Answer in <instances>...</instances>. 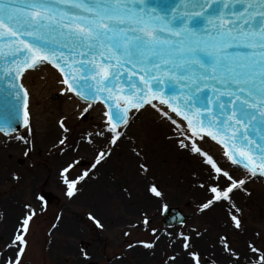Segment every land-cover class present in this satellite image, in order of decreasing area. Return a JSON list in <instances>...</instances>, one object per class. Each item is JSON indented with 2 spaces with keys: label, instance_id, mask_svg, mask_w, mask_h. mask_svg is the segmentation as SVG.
I'll list each match as a JSON object with an SVG mask.
<instances>
[{
  "label": "snow or ice",
  "instance_id": "1",
  "mask_svg": "<svg viewBox=\"0 0 264 264\" xmlns=\"http://www.w3.org/2000/svg\"><path fill=\"white\" fill-rule=\"evenodd\" d=\"M71 3L74 8L81 10L83 15L70 17L67 22L63 19L67 14L57 11L56 0H32L23 9H10L7 4H0V13H3L0 15V39L7 41L6 46L12 56L6 70L8 75L14 79H27L26 72L46 62L55 63L61 71H64L61 63L70 67L63 54H58L56 49L51 47V33L55 31L57 36L65 38V47L71 45L69 51H75L80 57H92L87 63L80 61L78 70L84 73L80 77L83 83L71 72L62 81L67 85L69 93H74L83 101L81 116L86 118L92 108L90 98L95 100L97 95L102 96L105 102L116 104L114 110L110 109L104 113L107 120L94 132L86 134V137L90 138L86 139V142L93 144L96 138H107L109 145L118 146L117 142L122 143L121 138L126 135L122 125L128 123L127 109L120 111L121 97L114 95L112 91L116 87L118 74L110 72L109 69L119 67L123 63L130 65L129 71L135 75L137 66H140L139 72L143 75H140L139 79L144 83L138 90L139 103H133L134 98L130 96L123 97L124 101L139 109L143 106V93L147 89L152 99H158L161 105H167L173 113L188 122L187 126L181 128L167 111L162 113V118L177 126L183 137H174L178 147L206 158L203 163L208 166L207 181L198 185L205 193V200L199 205V210L204 212L223 207L232 227L242 232V210L233 199L235 191L247 192L249 174L252 178L258 174L264 176V148L251 141L246 132L248 127H254L253 122L257 118L264 119V0H256L255 3L251 0H236V4L243 5L240 11L233 6V0H226V3L217 9L214 31L210 34L204 32L203 35L195 34L197 30L188 27V23L193 19L191 14L184 17L187 23L174 27L175 17L169 20L166 17H148L147 13L142 16L139 12H134V0L132 4H129V0H114V3H106L104 0H71ZM219 3L220 0H203L194 7L204 10ZM221 13L230 14L234 20L228 15L221 16ZM255 17L261 18L260 26L245 30L250 23H255ZM25 37L30 38L32 42ZM241 44L251 49V57L238 59L229 51L233 46ZM201 52L206 55H198ZM93 54L102 57L99 63L95 62ZM158 73L160 75H157ZM89 74L91 81L95 82L94 85L89 83ZM160 76L180 85V95L165 99L157 92H152V84L145 77H150L151 81L159 86L162 82ZM109 84L111 88L108 87ZM13 87L17 86L13 84ZM209 87L212 89V95L206 97L207 106L196 107L197 101L194 97ZM18 88L23 89V97H28L29 91L24 83H20ZM134 89L136 85L129 82V91ZM16 95L19 98L18 92ZM223 97L231 99L226 104L222 100ZM148 103H151V100H148ZM229 104L231 107H228ZM23 118L24 125L31 135L27 103L24 104ZM60 123L64 131H69L63 120ZM0 132H4V129L0 128ZM205 136L218 139L224 144L228 149L225 154L231 163L245 175L235 176L205 152L199 143ZM12 138L30 146V140L26 136L14 135ZM66 138H61L59 143L63 145ZM253 145L255 152L259 154L258 158L253 155ZM24 155L27 156L28 151H25ZM110 155V148L98 150L96 163L101 164L100 157L106 160ZM72 166L69 165L68 168ZM68 168L64 171L67 172ZM140 169L146 171V165L141 164ZM87 175V172L83 173L78 180ZM13 178L19 179L15 175ZM64 182L69 183L67 179ZM76 183L77 181H72L69 184V197L75 195ZM150 191L158 197L162 195L155 185H152ZM25 207L28 210L26 215L20 221L12 240L5 246L6 249L12 250L15 256H6L0 251L3 264H22L21 257L26 255L25 249L29 243L26 236L30 232L28 224L37 213L30 205ZM96 223L99 225L100 222L97 220ZM142 223L151 226L147 218ZM152 232L155 241H159L160 237L155 236L157 230L152 229ZM167 235L171 236L170 233ZM200 235L202 234L197 231V236ZM255 237L264 240V234L260 232H256ZM177 239L182 240V248L192 259V264H216L215 260L192 250L191 237L180 233ZM155 241L141 243L152 249ZM217 243L233 264H264V248L258 247L255 241L247 242V252L243 254L232 247L231 239L227 235L218 236ZM129 247L133 245L130 244ZM169 259L175 261L176 257Z\"/></svg>",
  "mask_w": 264,
  "mask_h": 264
},
{
  "label": "rangeland",
  "instance_id": "2",
  "mask_svg": "<svg viewBox=\"0 0 264 264\" xmlns=\"http://www.w3.org/2000/svg\"><path fill=\"white\" fill-rule=\"evenodd\" d=\"M62 81L61 77L59 85L64 88L57 91L56 85L46 83L40 91H33L26 80L25 86L32 95L29 106L31 135L26 127L11 135L0 132V251L6 256H15L5 246L26 215V205H30L37 215L28 224L30 232L26 239L29 243L26 255L21 257L22 264H177L179 257L184 258L183 264H192V259L182 248V240L177 239L180 233L191 237L192 250L215 260L216 264H233L217 243L220 235L229 236L232 247L241 254L247 252L249 241L264 248V240L255 237L256 232L264 234L263 179L252 178L249 174L247 192L235 191L233 199L242 210L243 223V231H237L223 207L199 210L205 196L195 198L194 190L200 189L196 171L193 167L188 169L189 161L184 157L191 153L178 147L174 137H183L177 126L162 118L163 111L158 105L133 111L129 123L122 127L126 135L118 146L109 145L107 138L104 142L96 138L95 143L89 144L86 139L90 138L86 134L94 132L106 121L98 109L105 107L92 105L86 118L81 116L78 105L69 112L64 104L71 99L66 95L69 92ZM36 93L49 94L44 97ZM152 117H160L168 124L165 129L157 127L164 131L162 136L152 125ZM174 118L181 128L186 126ZM62 120L69 131L62 128ZM48 124L63 132L58 137H67L65 143L79 134L81 138L85 136L84 149L60 161L56 150L41 142L40 135H46L44 129ZM14 135L26 136L30 146L13 139ZM199 143L220 166L237 177L245 175L237 170L217 143L206 137ZM108 148L111 155L106 160L100 157L102 163L97 164L98 150ZM25 151H28L27 156ZM194 156L200 159L201 165L204 164L205 157ZM141 164L146 165V171H141ZM69 165L73 166L68 168ZM65 168H68L67 172ZM98 169L106 173L103 175L105 185L98 178L101 177ZM85 172L88 175L78 180ZM14 175L19 179H14ZM72 181H77L75 195L69 197L67 192L71 190L69 184ZM152 185L162 193L161 196L150 191ZM78 193L83 199H74ZM38 197L43 199L38 200ZM164 206L179 208L190 217L184 224L165 226ZM145 218L150 221V227L142 223ZM66 224L72 232L67 231ZM152 229L157 230L155 236L160 237L159 241H155ZM197 231L202 235L197 236ZM154 241L152 249L141 243ZM130 244L133 247L130 248ZM137 250H145L153 257L142 263ZM172 256L176 257L175 261L169 259ZM0 264H3L2 258Z\"/></svg>",
  "mask_w": 264,
  "mask_h": 264
},
{
  "label": "water",
  "instance_id": "3",
  "mask_svg": "<svg viewBox=\"0 0 264 264\" xmlns=\"http://www.w3.org/2000/svg\"><path fill=\"white\" fill-rule=\"evenodd\" d=\"M31 2L32 0H0V4H7L10 9H23L26 7V5L30 4ZM104 2L114 3V0H104ZM201 2H203V0H143V3H141V0H134L135 7L133 10L134 12H139V14L142 16L147 13L148 17L155 15L156 17H166L169 20H172V18L175 17L176 19L173 22L174 27H181L183 23H187V21L184 20V17L191 14L193 16V19L190 23H188V27L197 30L195 34L198 35H203L204 32L210 34L214 31L215 25L217 23V9L220 8L224 3H226V0H220L219 4H214L212 7L206 8L204 10H200L194 7L196 3ZM251 2L255 3L256 0H251ZM132 3L133 0H129V4ZM233 6L238 11H240L243 7L242 4H236V0H233ZM56 8L59 13L67 14L63 17L64 22H67L70 17L75 18V16L77 15H83L81 10L76 9L72 6L71 0H67V2L64 3H61L60 0H56ZM0 15H3V13H0ZM224 15H228L230 19L234 20V18L231 17L230 14L221 13V16ZM260 20V17H255V23H250L248 26L245 27V30H248L249 28L259 27ZM209 21H211V23ZM53 25H55V21H53ZM167 35L168 33H166V36ZM25 38L29 39V42H32L30 38ZM51 39L53 41L51 43V47L55 48L58 54L62 53L64 58L69 61L71 66L65 67V65L61 63V67L64 68V71H61L60 68L56 67L55 63L46 62L40 64L36 69H30L29 71H40L41 66L48 65L58 70L63 80L69 74V72H71L72 75L80 81V83H83V81L80 80V77H82L84 73L83 71L78 70L80 67V61L83 60L85 63H87V61L92 57L88 55L80 57L75 51H69L71 45L69 44L68 47H65V38L57 36V33L55 31L51 33ZM6 45L7 41L4 39H0V128L4 129V132H1L2 135H11L14 133H19L25 128L23 118L24 104L27 103L29 108L30 94L28 95V97H23V89L18 88V85L20 83H24V78L14 79L13 76L8 75L6 71L12 60V56L9 53L8 47ZM229 51L238 59H241L244 56L251 57L252 55L251 49L243 44H241L240 46H233L231 49H229ZM198 55L204 56L206 55V53L201 52L198 53ZM93 56L95 57L96 63H99L102 59V57L99 55L93 54ZM16 59H19V57H16ZM114 63L115 62L113 61V64ZM130 67V65H124L122 63V65L119 67H112L109 69L110 72H117L118 74V81L116 82V87L113 88L112 91L114 95L121 97V100L119 101V107L121 112H124V110L127 109V121L130 120V115L133 110H141L148 105H153L154 103L160 104L158 99L151 98V93L148 92L147 89H145L143 93V106L139 109L132 107L130 104L124 101L123 97L130 96L134 98L133 103H139L138 90L144 83L142 80L139 79V76L143 75V73L139 72L140 66H137V69L135 70V75H133V73L129 71ZM157 75L160 74L158 73ZM160 78L162 82L159 84V86H157L151 81L150 77H145V79H148L150 84H152V92H157L159 96L165 99H171L174 96L180 95L182 91L180 85L172 83L170 80L163 76H160ZM109 79H111V76L109 77ZM129 82L135 84L136 89L129 91ZM89 83L92 85H94L95 83L91 81V74H89ZM13 84H15L17 87H13ZM85 87H87V85H85ZM108 87L111 88V84H109ZM173 89H175V91H173ZM17 92L19 93V98L16 95ZM211 95V87L205 89L203 93L197 94V96L194 97V99L197 101L196 107L207 106L206 97H210ZM77 98L80 99L79 97ZM230 99V97L222 98L223 102H225L226 104ZM148 100H151V103H148ZM90 102L92 104L102 103L107 108V111H109L110 109L114 110L116 108V104L112 103L111 101L105 102L102 96L100 95H97L95 100H92L90 98ZM163 106L167 107L169 111L172 112L171 108H169L167 105ZM228 107H231V105L229 104ZM216 110L219 113L220 109L218 106ZM177 116L183 120L182 116ZM185 122L186 124L188 123L187 121ZM253 124L254 127L250 126L246 129L247 135L251 141H255L256 144H259L261 146V148H264V119L257 118V120L253 122ZM209 138L212 139L211 137H208L207 139ZM214 141L221 145L223 148H225L226 152L228 151L225 145L221 144L218 139ZM237 146H239V144H237ZM254 149L255 145L252 146V152L253 155L257 156L258 158L259 154L255 152ZM235 167L237 166L235 165ZM260 178L264 179V176L258 174L255 177V179ZM163 214L164 224L167 226L183 224L190 217L189 215H184L180 209L171 207H165Z\"/></svg>",
  "mask_w": 264,
  "mask_h": 264
},
{
  "label": "bare ground",
  "instance_id": "4",
  "mask_svg": "<svg viewBox=\"0 0 264 264\" xmlns=\"http://www.w3.org/2000/svg\"><path fill=\"white\" fill-rule=\"evenodd\" d=\"M25 76L27 77V79H24V85H25V82L27 80L33 91L34 90L40 91L42 88V85L44 83H46V85H48V86L51 84L56 85V91L61 89V88H64L63 85L62 86L59 85V81L61 80L60 75L58 73H56L55 70L51 69L48 65L47 66H41L40 71H36V70L29 71L25 74ZM48 86H47V88H48ZM52 90H54V89H52ZM28 91L30 94V101H31V96H32L31 91L29 89H28ZM36 94H43V96L46 97V96H48L49 93H36ZM66 95L72 97L69 102L66 101L64 104V107L67 110H69V112H71V110H73L77 105L80 107H83V103L80 102L73 95H71L70 93H67V92H66ZM97 105H100V104H97ZM159 107L162 109V111H167L169 114V111L167 108L162 107V106H159ZM98 109H100V111L103 115V118H106L104 116L106 109L103 107H100ZM132 113L133 112H131V115H132ZM151 122H152V125L155 127V129H157L158 133L161 132V136H162V132H164L162 129L168 128V126H167L168 124L166 125V122L162 121L160 119V117H152ZM161 126H162V129L159 131L158 128H160ZM44 132H46L45 136L40 135L42 137V140H41L42 144L49 145L52 147L51 149L56 150L57 157L59 158L60 161H64L67 157H70L71 154H74V153L79 152L82 149H84V144H85L84 138H86L85 136H84V138H81V136L79 134L76 137L70 138L66 143L61 145V144H58L60 139H61V137H58V136H62L61 135L63 133L62 131L57 130L55 127L53 128L52 125L48 124L46 126V128L44 129ZM163 136L165 137V134H163ZM97 139L100 140L101 142L105 141V139H100V138H97ZM117 144H120L119 141L117 142ZM184 157L189 161V162H187V163H189L188 169L193 167V169L196 171L195 177L196 176L199 177V179L196 177L197 184L203 183L204 181L206 182L207 181L208 167L205 164L201 165V163H199L200 159L195 157L193 154H190V155H187V157L186 156H184ZM104 172L102 169H98V174L101 173V177H98V178H99V180H101L100 182L104 181L102 183L105 185L106 179L103 177V175H105L106 173L104 174ZM95 174H97V173H95ZM98 183L99 182H97V184ZM256 187L260 190V188L258 186H256ZM81 193L84 194V192H81ZM81 193L80 194L78 193L74 197V199H77V198L83 199V195H81ZM194 193H195V198H197V197L202 198L203 196H205V193L203 192V190H200V189H195ZM84 199H86V198H84ZM15 211H17V210H15ZM218 216H221V214H218ZM66 229L68 232L69 231L72 232V228L70 226H68L67 224H66ZM198 247L201 248L200 245H198ZM136 252L139 254L138 257L142 263L147 262L151 257H153V255H150L148 252H145V250H143V251L137 250ZM183 262H184L183 257H181V258L179 257L178 260L176 261L177 264H183Z\"/></svg>",
  "mask_w": 264,
  "mask_h": 264
},
{
  "label": "flooded vegetation",
  "instance_id": "5",
  "mask_svg": "<svg viewBox=\"0 0 264 264\" xmlns=\"http://www.w3.org/2000/svg\"><path fill=\"white\" fill-rule=\"evenodd\" d=\"M97 217V216H96Z\"/></svg>",
  "mask_w": 264,
  "mask_h": 264
}]
</instances>
